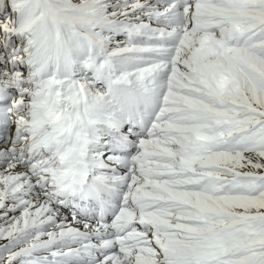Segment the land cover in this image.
<instances>
[{"label":"snow or ice","instance_id":"1","mask_svg":"<svg viewBox=\"0 0 264 264\" xmlns=\"http://www.w3.org/2000/svg\"><path fill=\"white\" fill-rule=\"evenodd\" d=\"M0 264H264V0H0Z\"/></svg>","mask_w":264,"mask_h":264}]
</instances>
